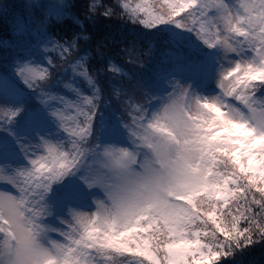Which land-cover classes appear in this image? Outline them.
<instances>
[{
	"label": "snow or ice",
	"instance_id": "snow-or-ice-1",
	"mask_svg": "<svg viewBox=\"0 0 264 264\" xmlns=\"http://www.w3.org/2000/svg\"><path fill=\"white\" fill-rule=\"evenodd\" d=\"M117 6L164 52L103 104L86 55L63 84L74 99L50 90L52 60L0 73V264H224L264 241V0ZM87 38L47 35L42 54Z\"/></svg>",
	"mask_w": 264,
	"mask_h": 264
},
{
	"label": "trees",
	"instance_id": "trees-1",
	"mask_svg": "<svg viewBox=\"0 0 264 264\" xmlns=\"http://www.w3.org/2000/svg\"><path fill=\"white\" fill-rule=\"evenodd\" d=\"M39 1L21 0L20 5L23 11L26 8L28 16H31V14L37 13L38 7L36 6ZM66 2L68 6L65 19L63 22L50 24L51 36L62 42L65 39L71 41L76 34L88 38L80 39L77 50L64 57L58 52L55 54L56 63L50 72L57 92L74 99L72 93L65 91L63 84L73 82L70 65L80 55L88 57L90 69L100 70V74L96 78L103 88L102 104L104 96L109 95V82L120 83L122 81L125 86H130L135 83L136 77L148 75L154 67L160 65L164 52L161 34L155 30H148L140 25L127 22V18L120 15L121 8L117 6V0H96L102 7H98L94 15L89 13V4L92 0H66ZM106 7L112 8L114 14L103 15ZM0 16L2 19L0 20V37H4L9 35L11 30L8 20L2 17L1 13ZM76 20L81 23H76ZM32 42L36 41H31L28 45L23 42L0 45V73L12 72V67L15 66L17 60L34 57L26 51ZM110 61L122 66L132 79L129 80L118 75L114 77L111 72L106 71ZM8 63H10V67ZM75 83L83 87L85 93L88 92L82 81L77 79ZM110 102L119 114L120 105L115 99H111ZM32 103H36L34 97ZM224 264H264V241L250 245L242 252H237L234 258H226Z\"/></svg>",
	"mask_w": 264,
	"mask_h": 264
},
{
	"label": "rangeland",
	"instance_id": "rangeland-1",
	"mask_svg": "<svg viewBox=\"0 0 264 264\" xmlns=\"http://www.w3.org/2000/svg\"><path fill=\"white\" fill-rule=\"evenodd\" d=\"M20 1L21 0H0V13L2 14V17H5L8 20V25H10V30H11L9 31L10 33L9 35L0 37V45H3V44L11 45L12 43L16 44L17 42L18 43L23 42V44L28 45L29 42L36 41V42H32L30 46L26 48V51L30 53L34 52L35 55L31 59L35 60L37 59V57H39L38 62L44 63V66H47L46 62L48 60H52L53 66L50 68V71H51V69H53L56 63L55 54L57 52L60 53V51L57 49L56 51H49L48 53L42 54V49L44 47L51 48V45H46L45 43H42L41 41L46 40L47 35L51 36L50 34L51 30L49 28L51 23H60L64 21L65 19L64 16L66 14L67 6H68L67 2L66 0H40L36 6L38 7L37 13L31 14V16H28L27 9L25 8V11H23L20 5ZM37 1L38 0L36 1L34 0V2H37ZM138 2H140V0L133 1V3H138ZM155 3L158 4L159 0H155ZM49 5H54L55 8L61 13V15L59 17H57L54 14L49 15V11H48ZM0 20H2L1 16H0ZM126 21L129 22L128 19ZM41 33H45L46 35L42 37L40 35ZM115 64L118 65V63H115ZM8 66L10 67V63H8ZM12 70L14 73L15 66L12 67ZM13 73L9 72L7 73V75L12 76V78L15 79ZM20 86L24 87L23 85H20ZM50 90L53 92H57L55 85ZM31 143L36 144L37 141L35 139H32ZM97 195L102 198V193H100L99 191H97Z\"/></svg>",
	"mask_w": 264,
	"mask_h": 264
}]
</instances>
